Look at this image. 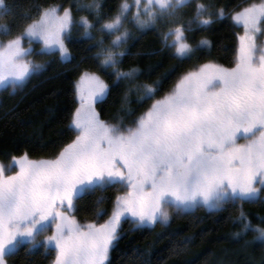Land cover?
I'll return each mask as SVG.
<instances>
[{"label": "snow or ice", "instance_id": "obj_1", "mask_svg": "<svg viewBox=\"0 0 264 264\" xmlns=\"http://www.w3.org/2000/svg\"><path fill=\"white\" fill-rule=\"evenodd\" d=\"M189 2L134 0L133 19L144 28L167 18L163 44L177 58H187L195 47L211 44L202 37L194 46L187 32L225 15L223 9L210 11L197 0L194 16L187 22L178 19ZM131 7L128 0H121L109 16L102 14V0L77 3V10L89 9L95 21L88 16L76 21L71 7L62 12L59 5L38 9V16L25 23L19 34L0 41V86L15 88L41 67L28 58L31 48L24 47L25 39L41 42V53L58 50L65 58V40L74 24L88 37L94 28L116 33L107 47L103 37L97 41L100 66L111 69L117 80L135 79L138 68L119 67L120 57L126 54L122 45L129 31L124 24ZM10 11L0 0V16ZM232 19L245 29L234 66L207 61L183 74L133 126L98 118L94 105L105 96L108 84L96 72L81 73L76 82L80 105L72 117L75 138L53 158L13 156L10 167L18 171L11 174L0 165V264H7L6 256L25 243L33 249L41 244L46 249L54 246L52 264H105L126 219L135 228L167 223L170 209L182 213L199 205L218 210L234 201L264 203L260 196L264 192V46L256 43L264 25V2L233 13ZM9 30L7 24L0 25V34ZM158 83L138 85L141 98L154 96ZM110 185L127 191L116 195L107 219L79 223L72 215L75 202ZM95 214L103 215V209L97 207ZM237 219L242 221L241 232L252 228L257 233L254 238L264 242V227H253L243 208ZM49 229L51 234L46 235Z\"/></svg>", "mask_w": 264, "mask_h": 264}, {"label": "trees", "instance_id": "obj_2", "mask_svg": "<svg viewBox=\"0 0 264 264\" xmlns=\"http://www.w3.org/2000/svg\"><path fill=\"white\" fill-rule=\"evenodd\" d=\"M253 1L199 0L208 5L210 11L223 9L225 15L215 17L208 26L194 27L187 32L194 46L202 37L211 42L210 46L195 47L189 57L177 58L174 50L163 44V32L168 26L157 21L155 25L139 27L133 19L134 0H128L132 7L124 27L129 31V38L122 45L126 54L120 57L119 67L122 70L138 68L140 72L132 80H117L111 69L100 66L102 57L97 55V41L103 37L107 47L116 33L109 35L94 28L92 36L88 37L82 34V27L74 24L66 38L70 53L67 60L60 61L56 53L47 54L54 59L47 65H52L44 70L46 64L40 60L37 63L42 68L40 75L28 78L18 96L2 93L0 162H8L13 156L24 153L31 159L53 158L75 138L77 132L72 127L73 113L78 106L75 86L83 71L97 72L108 84L106 96L97 102L98 118L126 128L134 125L150 102L170 91L183 74L207 61L233 67L242 28L233 21L232 15ZM196 2L190 0L183 8L185 11L181 9L185 15L180 14L178 19L187 22L194 16ZM77 3L87 5L89 0H5L11 11L0 16V23L9 28L16 23L20 26L32 18L34 10L50 5L71 7L76 21L80 16L95 21V14L87 8L77 10ZM120 3L121 0H102V14L110 16ZM155 81H159L155 95L142 99L137 86ZM124 191V187L117 185L89 191L75 202L72 215L81 224L97 223L99 218L95 212L99 207L104 213L101 218L107 219L116 195ZM98 198H102L99 204ZM241 208L253 227H264V203L259 200L255 203L234 201L218 210L195 207L171 217L167 223L157 222L152 226L134 228L126 219L120 227V238L110 249L107 264H264V242L254 238L257 233L252 228L241 232L242 221L237 219ZM238 232L239 236L233 235ZM27 246L21 244L18 253L16 250L6 256L8 264H52V251H30Z\"/></svg>", "mask_w": 264, "mask_h": 264}, {"label": "rangeland", "instance_id": "obj_3", "mask_svg": "<svg viewBox=\"0 0 264 264\" xmlns=\"http://www.w3.org/2000/svg\"><path fill=\"white\" fill-rule=\"evenodd\" d=\"M262 2H264V0H255V1H253V2H251L249 5H251V4H253V3H256V4H260V3H262ZM249 5H247V6H245V7H243L242 9H244V8H246V7H248ZM242 9H240L239 11H241ZM61 12L63 11V8H61L60 7V9H59ZM133 10L136 12V10H137V8H136V5H135V3H134V6H133ZM140 10H141V12H143V3H141V5H140ZM184 10V9H183ZM185 11V10H184ZM184 11H180L181 12V15H185L184 14ZM239 11H237V12H239ZM236 13V12H235ZM38 16V10L36 9V10H34L33 12H32V18L31 19H34V18H36ZM4 20H6V19H4ZM166 20H167V18H165V20H163V24L164 25H166V26H168V24H167V22H166ZM234 21V20H233ZM0 22H2V19H0ZM234 22H236V21H234ZM24 24L25 23H22V24H20V26H19V24H15L14 26H12V27H10L9 29V32H8V34H6V35H4V34H0V41H7L8 39H10L12 36H15V35H17V34H19L20 33V31L22 30V28H23V26H24ZM236 24H238V25H240L241 26V28H242V34L241 35H243L244 34V31H245V29H244V26H243V23L242 22H236ZM0 25H3V24H1L0 23ZM261 27V31L260 32H258L257 33V36H256V43H257V45L258 46H264V25H261L260 26ZM24 47L25 48H31V54H30V56L28 57L29 59H31L34 63H39V61L40 60H43V62L46 64L45 65V68H44V70L46 69H48L49 68V66H51L52 64H50V65H47L50 61H54V59H52L51 57H48V56H46L47 54H49V53H56L57 54V58L60 60V61H63V60H67L69 57H70V53H69V51H68V53H67V56L65 57V58H62L61 56H60V53H59V51L58 50H56V51H46V52H44V53H41V47H42V45H41V42H39V41H37V40H33V41H31V43H29V41L27 40V39H25L24 40ZM239 44H240V42H239ZM65 45H66V40H65ZM66 47H67V45H66ZM68 49V48H67ZM41 71H42V68H39L37 71H34V72H32L28 77H27V79L28 78H34V77H38L39 75H40V73H41ZM83 72H95V71H83ZM97 73V72H96ZM98 74V73H97ZM81 75V74H80ZM80 75H79V77H80ZM98 75H100V74H98ZM79 77L77 78V80L79 79ZM100 77L104 80V78L100 75ZM26 79V80H27ZM26 80L23 82V84L26 82ZM77 80H76V82H77ZM105 81V80H104ZM106 82V81H105ZM107 83V82H106ZM23 84H21V85H18V86H16L15 88H13L11 85H8V86H0V93H1V95H2V93L3 92H6V93H13V95L12 96H18L20 93H21V88L23 87L22 85ZM75 90H76V86H75ZM108 91V90H107ZM106 94H107V92H106ZM106 94H105V96H106ZM104 96V97H105ZM76 97H77V100H78V106L80 105V101H79V99H78V96H77V91H76ZM103 97V98H104ZM102 98V99H103ZM101 100V99H100ZM99 101V100H98ZM97 101V102H98ZM97 102L95 103V105H94V107H95V111H96V106H97ZM150 103H152V102H150ZM151 105V104H150ZM149 105V106H150ZM77 106V107H78ZM147 110V109H146ZM145 110V111H146ZM85 115H86V111H85ZM241 142H243V141H241ZM11 163H12V161H11ZM15 171H18V169L16 168V169H14L13 170V172H15ZM125 191H127V189L125 188ZM124 191V192H125ZM260 196L262 197V198H264V192H261L260 193ZM197 207H204L203 205H199V206H197ZM205 209H207V210H211V209H209V208H207V207H204ZM177 214H179V213H177V212H175V211H172L171 209H170V218L171 217H174V216H176ZM99 219H98V221H97V223H103V221L105 220V218H101V215L100 216H97ZM169 218V219H170ZM145 226H148V225H145ZM133 227V226H132ZM46 235H50L51 234V229H49V231L47 232V233H45ZM39 239H43V237L41 236V237H39ZM26 244V243H25ZM52 247H54V246H52ZM51 247H49V248H44L43 247V245L41 244L39 247H37V248H30L29 246H27V249H29L30 251H34V250H38V249H46L47 251L48 250H50V251H52L53 253H54V258H55V251L53 250V249H50ZM17 253L19 252V248L17 249V251H16ZM108 259H109V255H108V258H107V260L105 261V264H107V262H108ZM8 260H6V262H7ZM9 262V261H8ZM8 262H7V264H8Z\"/></svg>", "mask_w": 264, "mask_h": 264}, {"label": "flooded vegetation", "instance_id": "obj_4", "mask_svg": "<svg viewBox=\"0 0 264 264\" xmlns=\"http://www.w3.org/2000/svg\"><path fill=\"white\" fill-rule=\"evenodd\" d=\"M4 97L1 95V93H0V105L3 103V101H4V99H3ZM11 161H12V158L10 159V161H8V162H0V165H3L4 166V168H5V172H6V174H11L12 172H13V170L14 169H16V167H14V166H11L10 167V165H11ZM51 249H53L54 251H55V248L54 247H51Z\"/></svg>", "mask_w": 264, "mask_h": 264}]
</instances>
